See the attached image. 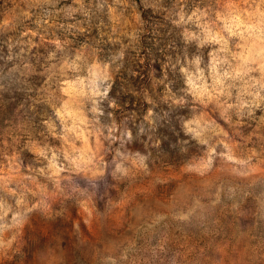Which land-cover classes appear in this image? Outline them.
<instances>
[{
  "label": "rangeland",
  "instance_id": "374dc122",
  "mask_svg": "<svg viewBox=\"0 0 264 264\" xmlns=\"http://www.w3.org/2000/svg\"><path fill=\"white\" fill-rule=\"evenodd\" d=\"M0 264H264V0H0Z\"/></svg>",
  "mask_w": 264,
  "mask_h": 264
}]
</instances>
